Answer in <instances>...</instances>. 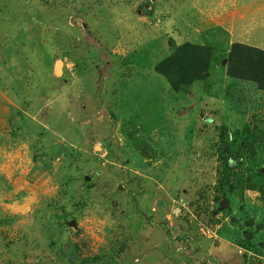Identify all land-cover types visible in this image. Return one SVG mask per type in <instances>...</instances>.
<instances>
[{
  "label": "rangeland",
  "instance_id": "374dc122",
  "mask_svg": "<svg viewBox=\"0 0 264 264\" xmlns=\"http://www.w3.org/2000/svg\"><path fill=\"white\" fill-rule=\"evenodd\" d=\"M231 42L264 0H0V264H264V92L155 70Z\"/></svg>",
  "mask_w": 264,
  "mask_h": 264
},
{
  "label": "trees",
  "instance_id": "16d2710c",
  "mask_svg": "<svg viewBox=\"0 0 264 264\" xmlns=\"http://www.w3.org/2000/svg\"><path fill=\"white\" fill-rule=\"evenodd\" d=\"M205 47L208 46L183 44L163 59L155 70L167 80L174 92L188 91L193 83L207 81L212 74L219 73V76L225 73V77L240 82L237 83L240 85L252 83L256 89L254 92H264L263 50L232 43L229 50L217 54L215 49Z\"/></svg>",
  "mask_w": 264,
  "mask_h": 264
},
{
  "label": "water",
  "instance_id": "95a60500",
  "mask_svg": "<svg viewBox=\"0 0 264 264\" xmlns=\"http://www.w3.org/2000/svg\"><path fill=\"white\" fill-rule=\"evenodd\" d=\"M56 74H57V72H56ZM58 75V74H57ZM261 172H263L264 173V169H261ZM85 180H89V178L88 177H85ZM73 222V221H72ZM70 226L71 225H73L71 222H70V224H69Z\"/></svg>",
  "mask_w": 264,
  "mask_h": 264
},
{
  "label": "crops",
  "instance_id": "0c3cea01",
  "mask_svg": "<svg viewBox=\"0 0 264 264\" xmlns=\"http://www.w3.org/2000/svg\"><path fill=\"white\" fill-rule=\"evenodd\" d=\"M222 6V5H221ZM227 7V6H226ZM235 7V6H234ZM243 9H246V10H248L247 8H243ZM226 11H228L229 13H231L229 10H226ZM232 13H234V12H232ZM230 35H231V33H230ZM230 44H232V42L230 43ZM242 44V43H241ZM244 45H246V44H244ZM249 46V45H248Z\"/></svg>",
  "mask_w": 264,
  "mask_h": 264
}]
</instances>
